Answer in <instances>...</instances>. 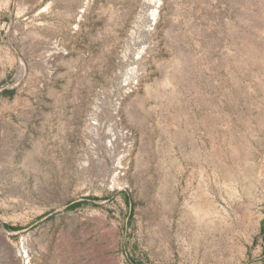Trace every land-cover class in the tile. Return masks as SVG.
I'll return each instance as SVG.
<instances>
[{
  "label": "rangeland",
  "instance_id": "374dc122",
  "mask_svg": "<svg viewBox=\"0 0 264 264\" xmlns=\"http://www.w3.org/2000/svg\"><path fill=\"white\" fill-rule=\"evenodd\" d=\"M152 1L0 0V228L23 264H264V0Z\"/></svg>",
  "mask_w": 264,
  "mask_h": 264
},
{
  "label": "bare ground",
  "instance_id": "6f19581e",
  "mask_svg": "<svg viewBox=\"0 0 264 264\" xmlns=\"http://www.w3.org/2000/svg\"><path fill=\"white\" fill-rule=\"evenodd\" d=\"M151 1L152 0H147V2L149 4H151L153 2V1L152 2ZM154 15H156V14H154ZM141 24H143V19H140V22L137 25L136 30L133 32V37L135 39H137V36H138L139 32L141 31V28H142L141 27ZM44 49H45V52L50 56L53 53H55L54 52L55 49L57 50V43L56 42H52V40H48V41L45 42ZM125 57L128 58V55H126ZM244 153L245 152L240 151L239 148H238L237 150H235L232 153L233 154L232 156L238 162L239 166L241 165V163L243 164L242 167H243L244 176H245V178L247 180L250 181V179H252V175H253V172H254V167L253 166H250V165H247L245 163L246 160H248V155H247V153H245V154ZM88 164L89 163H88V160H87L86 162H84V164H82L84 166L83 168H85L86 166H88ZM242 167H240L241 168L240 170H242ZM221 174L225 178H233V174L231 172L225 170V169H223L221 171ZM244 186H246V192L247 193H250L251 192V189H250V187L247 186L246 181L244 182ZM246 192H245V194H246ZM191 207L193 209V212L197 215L198 222L202 221L204 215L211 214V213H216V211H215V201L212 200L210 197H207V196L204 197L203 195H199V194H197V195L195 194V197H194V200H193V204H192ZM210 221H211V219H208L207 221H205L204 226H208V224L210 223ZM202 227H203V225H202ZM0 249H1L2 253H3V257L5 258V260L9 264H23L22 259H21L22 258V255H20L19 254V251L17 252L16 248L12 244H10L9 239H8V236H7V233L4 232L1 228H0ZM32 256H33V254L32 253H29V257L30 258H33Z\"/></svg>",
  "mask_w": 264,
  "mask_h": 264
}]
</instances>
